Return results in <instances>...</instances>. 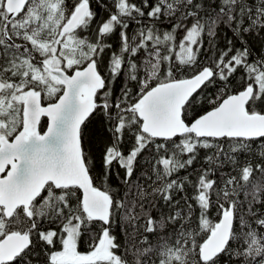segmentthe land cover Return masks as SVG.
<instances>
[{"label":"snow or ice","instance_id":"snow-or-ice-1","mask_svg":"<svg viewBox=\"0 0 264 264\" xmlns=\"http://www.w3.org/2000/svg\"><path fill=\"white\" fill-rule=\"evenodd\" d=\"M96 3L0 0V264H264V0Z\"/></svg>","mask_w":264,"mask_h":264},{"label":"trees","instance_id":"trees-1","mask_svg":"<svg viewBox=\"0 0 264 264\" xmlns=\"http://www.w3.org/2000/svg\"><path fill=\"white\" fill-rule=\"evenodd\" d=\"M69 2L75 3V0H69ZM100 2L108 4L109 8L111 9L112 5L110 3V0H100ZM134 2L139 4V3H141V0H134ZM91 4L93 7V10L97 12V20L102 21L103 19L107 18L108 11H105L104 9L100 8L99 4L96 3V0H91ZM161 27L167 29L170 26L168 25L167 22H165L164 25H162ZM93 28H95V25H93ZM131 31H132V29L129 30L130 33H131ZM89 34H92V29L89 30ZM261 35L264 36V33H261ZM230 38L233 39L234 44L237 48L241 47L240 41L233 37V33L229 29H227L226 27L221 25L220 28L218 29L217 48L218 49L226 48L227 47V40ZM245 39L247 40L248 45L252 48L254 54H259L260 49L262 47H264V41H261L258 37L254 36V35L246 36ZM115 47H116V42H114V50H115ZM204 48H207V39L206 38H205V42H204ZM211 55H212L211 51L204 52L202 50V55H201L200 59L202 61H207ZM216 56L217 57L219 56V51H217ZM103 63H105V64L107 63V54L104 57ZM239 83H240L239 76H237L236 80H235V84H239ZM121 86H122L121 80L118 79L114 85V91L118 93ZM214 91H216V88L213 85H209L208 88L204 89L205 93H211ZM42 102H43V104L47 103V101H43V100H42ZM47 124H48V119L46 117H43L41 119V124H40L41 132L45 131V129L47 128ZM98 129L101 130L99 133H97ZM94 133H97V135H102L103 138L98 139L96 135H93ZM87 140H88L87 148L89 151L90 159H96L98 161L99 157H100L101 150L103 148L104 142L109 140L108 136L106 134L102 133V128H101V125L99 123V117L94 119L93 122L89 124V131H88V135H87ZM131 144H132V138L130 136H126L124 139V144H123L124 151H128L129 148L131 147ZM254 147H255V145H254ZM207 154H210L207 150H200V152L198 154L197 161L194 162L193 166L188 168V169H182L177 175L180 177H183L185 175H188L189 173H192L193 170L196 168L207 167V165L204 162V158ZM243 159H244V155L241 154V160H243ZM161 168H162V166H161ZM145 169L150 172L151 171V165L141 164L137 168L136 175H139V173ZM224 170L229 171L230 169L226 166ZM121 175H123V171H121ZM173 178H175V177H173ZM190 179L195 181L196 175L191 176ZM111 182H112V187H117V185L119 183L115 179V177L111 178ZM98 186H99V182H98ZM186 191L189 194V196H191L193 194V189L190 186L186 185ZM183 195H184L183 192L178 193V194H176L175 198L179 199ZM160 206L165 213L168 211L167 207L163 205L162 201L160 202ZM153 215H158V213L154 212ZM209 218L215 221V210H211ZM116 232L119 236V239L121 241H123V236L119 235V229L118 228L116 229ZM150 239H154V237H150ZM90 245H91V242L89 241L88 237L85 236L83 241L79 244L78 250L81 252L90 251L91 250ZM35 251L39 252L40 255L38 257H36L35 255L33 257H31L32 264H43L44 256H43V252H42L41 248L38 247ZM221 259L225 260L228 258L227 257H221Z\"/></svg>","mask_w":264,"mask_h":264},{"label":"water","instance_id":"water-1","mask_svg":"<svg viewBox=\"0 0 264 264\" xmlns=\"http://www.w3.org/2000/svg\"><path fill=\"white\" fill-rule=\"evenodd\" d=\"M42 103H43V102H42ZM42 118H43V117H42ZM42 118H41V119H42ZM46 118H47V117H46ZM47 119H48V118H47ZM45 130H46V129H45Z\"/></svg>","mask_w":264,"mask_h":264}]
</instances>
